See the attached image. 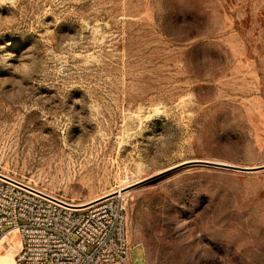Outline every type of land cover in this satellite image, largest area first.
Here are the masks:
<instances>
[{
    "label": "rangeland",
    "instance_id": "rangeland-1",
    "mask_svg": "<svg viewBox=\"0 0 264 264\" xmlns=\"http://www.w3.org/2000/svg\"><path fill=\"white\" fill-rule=\"evenodd\" d=\"M261 168L264 0H0V172L123 193L131 264H264Z\"/></svg>",
    "mask_w": 264,
    "mask_h": 264
},
{
    "label": "built area",
    "instance_id": "built-area-1",
    "mask_svg": "<svg viewBox=\"0 0 264 264\" xmlns=\"http://www.w3.org/2000/svg\"><path fill=\"white\" fill-rule=\"evenodd\" d=\"M13 234L17 264H131L120 195L72 205L0 172V246Z\"/></svg>",
    "mask_w": 264,
    "mask_h": 264
},
{
    "label": "bare ground",
    "instance_id": "bare-ground-1",
    "mask_svg": "<svg viewBox=\"0 0 264 264\" xmlns=\"http://www.w3.org/2000/svg\"><path fill=\"white\" fill-rule=\"evenodd\" d=\"M34 188V187H33ZM36 189V188H35ZM37 190V189H36ZM40 191V190H38ZM42 192V191H40ZM44 193V192H42ZM46 194V193H45ZM49 196H51L50 194H47ZM124 194L123 193H120V196H123ZM109 196V195H107ZM54 197V196H52ZM56 198V197H54ZM100 198L102 197H98V198H95L87 203H84V204H80V206H85L86 204L90 203V202H94L96 200H99ZM73 205V203H71ZM76 205V204H74ZM15 238H17L16 234H13L11 237L9 238H6L2 243H1V246H0V250H1V253H0V264H17L16 262V259H15V256L17 254H15V248L12 246V243L14 242ZM4 242L8 245V248H6V245H3ZM18 249L20 250V242H18ZM6 250V253L3 254L2 252ZM18 250V252H19Z\"/></svg>",
    "mask_w": 264,
    "mask_h": 264
},
{
    "label": "water",
    "instance_id": "water-1",
    "mask_svg": "<svg viewBox=\"0 0 264 264\" xmlns=\"http://www.w3.org/2000/svg\"><path fill=\"white\" fill-rule=\"evenodd\" d=\"M220 167H224V168H229V169H237V168H234L232 166H227V165H218ZM261 169H264V168H261Z\"/></svg>",
    "mask_w": 264,
    "mask_h": 264
}]
</instances>
